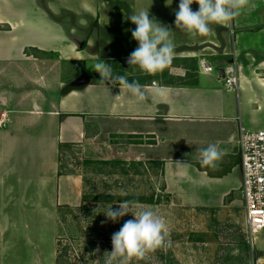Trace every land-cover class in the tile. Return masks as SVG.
Wrapping results in <instances>:
<instances>
[{"label": "crops", "instance_id": "crops-1", "mask_svg": "<svg viewBox=\"0 0 264 264\" xmlns=\"http://www.w3.org/2000/svg\"><path fill=\"white\" fill-rule=\"evenodd\" d=\"M178 5L179 0H0V61L31 63L37 72L24 82L25 105L11 107V122L0 129L1 205L8 198H30L33 186L31 198L61 192L60 158L76 147L114 149L123 157L157 162L167 190L183 200L219 206L233 189L242 192L240 131L264 130V0H249L231 27L212 24L208 35L195 38L176 28ZM191 8L197 11L199 5ZM147 9L172 31L174 55L164 77H145L139 68L131 74L146 101L86 75L60 78L63 93L47 105L50 82L42 70L88 57L128 65L138 47L131 35L136 26L128 18ZM229 67L238 77L231 88L220 74ZM7 96L0 95V105L10 104ZM209 144L223 156L215 168L199 169L200 150ZM177 161L191 166L180 168ZM252 245L257 263L264 264V230Z\"/></svg>", "mask_w": 264, "mask_h": 264}, {"label": "rangeland", "instance_id": "rangeland-1", "mask_svg": "<svg viewBox=\"0 0 264 264\" xmlns=\"http://www.w3.org/2000/svg\"><path fill=\"white\" fill-rule=\"evenodd\" d=\"M102 61L88 57L82 62H54L55 68L47 66L46 72L41 71L50 82L44 95L47 105L63 93L58 88L60 78L89 75L91 82H97L101 77L94 65ZM33 67L24 61H0V95L11 100L7 106L0 105V112L10 114L11 107L25 105L24 82L36 78ZM137 68L124 63L117 72L131 76L139 71ZM166 69L154 76L164 77ZM219 69L214 65V74ZM37 84L33 85L42 93ZM104 151L92 147L66 149L60 158L59 169L65 176L61 192L47 191L44 198H31L36 192L33 186L30 198H8L3 200L6 206L0 200V264H104V253L112 250V234L134 217L128 214L112 222L100 212L102 208L95 210L100 205L118 207L126 198L137 209L150 208L163 217L171 240V247L151 252L143 260L134 259L132 264H262L257 263L247 232L240 187L219 206L183 200L167 190L159 163L123 157L114 149Z\"/></svg>", "mask_w": 264, "mask_h": 264}, {"label": "clouds", "instance_id": "clouds-1", "mask_svg": "<svg viewBox=\"0 0 264 264\" xmlns=\"http://www.w3.org/2000/svg\"><path fill=\"white\" fill-rule=\"evenodd\" d=\"M193 3L199 5L197 11L191 8ZM248 3L249 0H179L175 26L192 38L205 36L212 31V24L231 27L232 21ZM128 19L136 26L131 30V35L138 42V47L127 58L128 65L149 74L163 70L174 55L172 31L160 24L155 17L150 18L148 9L141 10ZM94 69L101 77L100 82L106 87L109 84L113 87L122 86L137 101L147 100L143 86L136 80L130 81L123 75L115 74L111 64L98 62ZM222 156L223 151L216 144H209L200 150L199 163L215 168ZM175 164L183 169L191 166L187 161H177ZM100 208L103 209L100 212L112 222H117L128 214L134 217L126 220L119 231L112 234V250L104 253V264H132L134 259L143 260L151 252L171 247L166 221L152 209H137L134 202L128 200L120 202L115 208L100 205L95 211ZM99 251L98 247L96 252Z\"/></svg>", "mask_w": 264, "mask_h": 264}, {"label": "built area", "instance_id": "built-area-1", "mask_svg": "<svg viewBox=\"0 0 264 264\" xmlns=\"http://www.w3.org/2000/svg\"><path fill=\"white\" fill-rule=\"evenodd\" d=\"M205 70L212 67L205 65ZM225 84L237 86L238 77L235 67L224 71ZM11 122L7 111L0 112V129ZM242 168V196L248 235L253 244L255 234L264 230V130L242 129L238 140Z\"/></svg>", "mask_w": 264, "mask_h": 264}, {"label": "trees", "instance_id": "trees-1", "mask_svg": "<svg viewBox=\"0 0 264 264\" xmlns=\"http://www.w3.org/2000/svg\"><path fill=\"white\" fill-rule=\"evenodd\" d=\"M105 62H106V63H109V64L112 65L115 74H119V73L117 72V69H118L119 67H122V66L124 65V63H123L121 60H115V59H107V60H105ZM119 75H122V74H119ZM197 167H198L199 169H204V168L202 167V165H199V164H198ZM126 199H127V200H130V198H126ZM102 264H103V263H102Z\"/></svg>", "mask_w": 264, "mask_h": 264}, {"label": "water", "instance_id": "water-1", "mask_svg": "<svg viewBox=\"0 0 264 264\" xmlns=\"http://www.w3.org/2000/svg\"><path fill=\"white\" fill-rule=\"evenodd\" d=\"M220 74H221V76H224L225 75V73H224L223 70H221Z\"/></svg>", "mask_w": 264, "mask_h": 264}]
</instances>
